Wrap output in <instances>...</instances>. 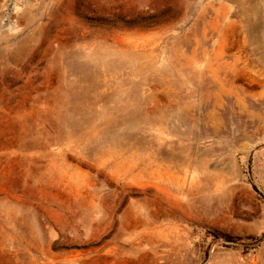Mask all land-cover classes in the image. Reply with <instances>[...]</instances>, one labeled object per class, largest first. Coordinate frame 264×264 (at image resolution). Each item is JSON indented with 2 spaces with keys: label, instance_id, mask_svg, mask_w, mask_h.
<instances>
[{
  "label": "rangeland",
  "instance_id": "obj_1",
  "mask_svg": "<svg viewBox=\"0 0 264 264\" xmlns=\"http://www.w3.org/2000/svg\"><path fill=\"white\" fill-rule=\"evenodd\" d=\"M0 264H264V0H0Z\"/></svg>",
  "mask_w": 264,
  "mask_h": 264
}]
</instances>
